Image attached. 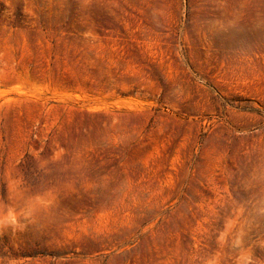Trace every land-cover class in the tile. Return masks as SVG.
Masks as SVG:
<instances>
[{
  "label": "rangeland",
  "instance_id": "1",
  "mask_svg": "<svg viewBox=\"0 0 264 264\" xmlns=\"http://www.w3.org/2000/svg\"><path fill=\"white\" fill-rule=\"evenodd\" d=\"M0 264H264V0H0Z\"/></svg>",
  "mask_w": 264,
  "mask_h": 264
}]
</instances>
